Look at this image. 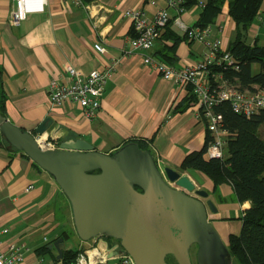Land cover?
Instances as JSON below:
<instances>
[{
    "label": "crops",
    "instance_id": "obj_1",
    "mask_svg": "<svg viewBox=\"0 0 264 264\" xmlns=\"http://www.w3.org/2000/svg\"><path fill=\"white\" fill-rule=\"evenodd\" d=\"M81 1L82 5L75 0H46L43 9L32 11L20 26H14L13 0H0L1 114L32 133L50 118L53 124L47 137H57L58 144L82 139L108 155L125 144L141 141L162 169L170 167L188 175L199 189L209 193L217 209L216 213L209 211V221L229 246L230 236L241 234L242 216L251 202H240L231 184L215 186L206 174L182 168L190 153L206 145L208 132L199 117L197 99H191L190 88L164 79L144 63L149 54L170 64L161 55L164 50L175 67L196 65L209 51L208 45L187 37L169 51L166 47H173V39L164 36L152 51L129 54V39L135 32L132 21L123 15L127 9H140L148 20H153L161 9H167L173 32L183 35L176 19L179 17L188 28L195 27L202 13L198 3L207 0H188L196 3L187 6L182 15L164 0L156 5L150 0ZM213 27L210 38L222 39L223 50H227L236 28L227 4ZM250 37L264 44V3ZM98 43L104 52L95 48ZM115 63L97 117L88 118L72 103L52 105L50 81L62 79L66 68L89 73ZM254 69L257 71L258 66ZM74 229L70 202L54 178L24 152L9 145L0 133L1 245L25 244L29 250L21 264H57L55 248L48 247L44 254L39 250L63 237L64 231L69 234L63 237L66 250H88L98 241L72 238ZM69 240L75 246L67 245ZM105 264L122 262L118 258Z\"/></svg>",
    "mask_w": 264,
    "mask_h": 264
},
{
    "label": "water",
    "instance_id": "obj_2",
    "mask_svg": "<svg viewBox=\"0 0 264 264\" xmlns=\"http://www.w3.org/2000/svg\"><path fill=\"white\" fill-rule=\"evenodd\" d=\"M47 118L34 133L11 123L0 113V133L48 172L70 202L73 222L84 242L107 237L119 242L110 253H128L135 264H233L229 246L209 221L216 213L207 191L188 175L162 169L151 151L131 142L112 155L82 140L44 148L37 137L47 136ZM48 138V137H47ZM139 189V190H138ZM63 264L65 240L48 246Z\"/></svg>",
    "mask_w": 264,
    "mask_h": 264
},
{
    "label": "built area",
    "instance_id": "obj_3",
    "mask_svg": "<svg viewBox=\"0 0 264 264\" xmlns=\"http://www.w3.org/2000/svg\"><path fill=\"white\" fill-rule=\"evenodd\" d=\"M46 0H13L12 24L20 26L26 20L27 15L32 11L43 9ZM168 7L176 9L179 15L185 13V0H164ZM82 5L81 0H75ZM158 0H150L156 5ZM204 3H200L203 8ZM124 17L133 23L135 36L129 39V54L143 51L150 52L161 40L162 28L172 20L167 9H161L153 20H148L142 10L127 9L123 13ZM176 22L184 32L188 33L191 40L205 42L209 51L203 59L196 65L186 67H175L155 59L151 55H146L144 63L146 66L157 71L164 79L180 85L182 88L191 89L196 96L199 117L210 133L211 139L208 144L205 156L208 158L225 159L226 141L229 136L228 130L224 129L223 115L215 112V106L223 101H229L235 112L245 114L247 117L258 113L264 109V89L240 90L233 86L226 79L224 72H213L214 65L222 66L223 69L233 67L234 59L226 50H223L222 39H211L214 34V27L208 26L205 29L199 27L188 28L181 23L180 18ZM219 31V30H218ZM95 48L104 52L105 48L96 44ZM116 63L104 70H93L89 73L68 67L65 69L63 78H53L48 87V94L52 105H63L72 103L79 106L85 115L93 119L102 110V102L109 79L115 69ZM39 142L40 138L37 137ZM44 148L57 149L58 138L46 137ZM33 186L30 187V189ZM7 232V230L5 231ZM113 246L104 239L98 238L96 244L88 250H84L77 258L76 264H102L112 259H121L122 264H135L133 258L128 253L110 256V253L119 248V243H112ZM29 249L23 243L10 244L4 248L0 243V264H21L25 260V253Z\"/></svg>",
    "mask_w": 264,
    "mask_h": 264
},
{
    "label": "trees",
    "instance_id": "obj_4",
    "mask_svg": "<svg viewBox=\"0 0 264 264\" xmlns=\"http://www.w3.org/2000/svg\"><path fill=\"white\" fill-rule=\"evenodd\" d=\"M187 1L184 3L185 8L196 3ZM263 3L264 0H207L197 25L193 27L205 29L213 26L225 5H228L229 15L234 20L236 28L226 51L234 59L235 65L239 66V70L233 67L223 69L222 66L214 65L212 71H223L230 84L240 90L264 89V44L252 41L250 37V31L257 21ZM171 22L172 20L162 28L161 36L173 39V47H166L169 51H173L180 41L188 37L187 32L183 35L175 34ZM161 55L166 57L170 64L162 62L173 64L170 60L172 57L164 50ZM255 66H258L257 71L254 69ZM1 86L0 71V89ZM191 96L192 100L196 99L194 94ZM0 100H3L1 93ZM215 112L223 115L224 129L229 132L225 159H211L205 156L211 139L208 133L205 147L201 151L190 153L183 161L182 168L190 173L198 171L206 174L215 186L231 184L240 202H251V207L242 216L241 234L230 236L229 249L237 264H264V137L260 133L264 125V109L247 117L245 114L235 112L229 101H223L215 106ZM137 144L144 150L148 149L141 141ZM68 235V232L64 231L61 236L67 238ZM47 251L46 245L39 253L44 254ZM83 251L84 249L65 250L63 264H76L78 256ZM170 264L177 263L170 261Z\"/></svg>",
    "mask_w": 264,
    "mask_h": 264
},
{
    "label": "flooded vegetation",
    "instance_id": "obj_5",
    "mask_svg": "<svg viewBox=\"0 0 264 264\" xmlns=\"http://www.w3.org/2000/svg\"><path fill=\"white\" fill-rule=\"evenodd\" d=\"M139 190V189H138ZM101 239H104L105 241H107V242H109L110 244L111 243H119L118 241H116V240H114V239H112V238H107V237H101ZM122 253V252H121ZM195 257H194V256ZM168 260H169V262L170 261H172L173 262V258L172 257H168ZM192 260H193V264H198L197 263V259H196V254H195V252H193L192 251ZM233 261H234V259H233ZM235 263V261L233 262V264Z\"/></svg>",
    "mask_w": 264,
    "mask_h": 264
},
{
    "label": "rangeland",
    "instance_id": "obj_6",
    "mask_svg": "<svg viewBox=\"0 0 264 264\" xmlns=\"http://www.w3.org/2000/svg\"><path fill=\"white\" fill-rule=\"evenodd\" d=\"M260 133H261V135L264 137V125L261 127V129H260ZM73 236H72V238H77V237H79L78 235H77V233H76V230L74 229L73 230ZM78 239V238H77ZM74 244V241L73 240H69L68 241V243H67V245H73ZM73 246H75V245H73ZM194 256V255H193ZM195 257V256H194ZM175 262V261H174ZM234 264H237L236 262L234 263Z\"/></svg>",
    "mask_w": 264,
    "mask_h": 264
},
{
    "label": "bare ground",
    "instance_id": "obj_7",
    "mask_svg": "<svg viewBox=\"0 0 264 264\" xmlns=\"http://www.w3.org/2000/svg\"><path fill=\"white\" fill-rule=\"evenodd\" d=\"M46 137H47V136L44 134V136H42V137L40 138L39 143L43 144V142L45 141ZM104 264H105V263H104Z\"/></svg>",
    "mask_w": 264,
    "mask_h": 264
}]
</instances>
